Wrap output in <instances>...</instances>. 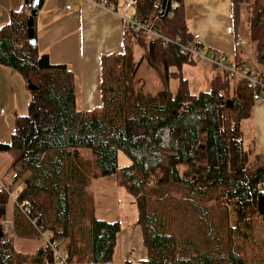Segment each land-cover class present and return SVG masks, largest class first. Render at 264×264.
<instances>
[{
    "label": "trees",
    "instance_id": "obj_1",
    "mask_svg": "<svg viewBox=\"0 0 264 264\" xmlns=\"http://www.w3.org/2000/svg\"><path fill=\"white\" fill-rule=\"evenodd\" d=\"M33 3L25 0L26 10L0 29V66L17 72L32 96L27 115L15 117L10 143H0V153L13 156L15 180L30 173L8 239L2 234L9 193L0 190V264H58L50 244L34 255L15 251L16 237L41 234L59 243L66 264H113L121 226L96 217L90 191L93 180L105 179L125 187L138 206L143 264H264V224L255 219L264 222V154L251 159L241 129L254 106L247 82L225 73L210 91L195 94L183 69L200 60L126 27L123 50L101 57L100 105L80 109L73 72L31 44ZM231 4L235 41L246 19L256 61L264 65V0ZM157 14L163 35L194 41L184 0H136L138 19ZM143 63L159 75L162 91H145L138 77ZM119 152L130 165L119 167Z\"/></svg>",
    "mask_w": 264,
    "mask_h": 264
},
{
    "label": "crops",
    "instance_id": "obj_2",
    "mask_svg": "<svg viewBox=\"0 0 264 264\" xmlns=\"http://www.w3.org/2000/svg\"><path fill=\"white\" fill-rule=\"evenodd\" d=\"M124 3L46 0L43 11L39 10L38 25L40 20H50L40 24L43 30L37 37L38 48L49 55L53 64L66 65L73 72L80 109L91 110L100 105L101 57L124 48L126 27L119 17ZM184 7L195 42L232 60L237 54L244 60L248 58L245 50L239 48L243 43L235 41L231 0H184ZM25 10V0H0V29L9 24L13 13ZM257 75L264 77V73ZM31 98L25 80L14 70L0 66V143H10L15 117L27 115ZM254 103L262 104L264 99ZM257 110L263 111L264 105L257 106ZM13 161L11 154L0 153V190L9 191L21 179L15 180ZM113 264L124 263L114 254Z\"/></svg>",
    "mask_w": 264,
    "mask_h": 264
},
{
    "label": "rangeland",
    "instance_id": "obj_3",
    "mask_svg": "<svg viewBox=\"0 0 264 264\" xmlns=\"http://www.w3.org/2000/svg\"><path fill=\"white\" fill-rule=\"evenodd\" d=\"M128 0H121L126 2ZM43 10L41 9L40 12ZM130 14H135V7L130 8ZM42 19V18H40ZM39 15L37 16V37L42 34L43 27L41 25L46 24L49 20H40L38 25ZM41 24V25H40ZM46 26H50L47 24ZM246 26V19L243 20V24L240 27V41L243 43L239 48L245 50L247 57L244 58L239 55V59H235L238 64H248L255 75L264 73V65L259 64L256 61V42L250 38L248 30H244ZM42 54H45L41 52ZM245 61V62H244ZM183 74L190 82V89L193 93L210 91L213 82L216 77H225V73L220 70L208 68L204 63L197 61L194 66L187 65L183 69ZM138 77L145 84V91L147 93L156 94L164 89V83L160 79L155 70L149 68L146 63L140 67ZM236 79L235 81H237ZM179 86L177 79L170 81L171 90L176 93ZM264 105L255 104L249 117L244 119L241 123V129L243 133L244 146L249 151L251 159L257 154H264V110L258 111L257 106ZM235 106V104H231ZM131 161L123 152H119L118 165L119 167H126L130 165ZM30 173H26L21 179L12 185L9 193V201L7 204V221L4 223L3 238L8 239L14 233L13 219L15 215V201L24 188V181ZM90 191L94 196L95 215L98 219L119 222L121 231L117 239V247L115 255L124 264H143L147 259V249L144 243L143 231L139 225V209L137 204L134 203L133 197L129 194L125 187L120 186L113 179L110 180H93ZM100 216V218H99ZM11 221V222H9ZM12 224L10 228V224ZM260 224V223H259ZM264 224V222L262 223ZM261 226V225H260ZM27 226L25 225L26 229ZM260 228V227H259ZM262 229H258V233H261ZM47 234H41L36 240H28L22 237H16L14 239V248L18 253L27 255H34L37 250L46 244Z\"/></svg>",
    "mask_w": 264,
    "mask_h": 264
},
{
    "label": "built area",
    "instance_id": "obj_4",
    "mask_svg": "<svg viewBox=\"0 0 264 264\" xmlns=\"http://www.w3.org/2000/svg\"><path fill=\"white\" fill-rule=\"evenodd\" d=\"M101 4L105 5V3ZM135 4L136 0H128L121 8V14L119 17L122 19L125 27L137 33L147 34L151 39L161 40L163 47L177 45L180 48L182 54L192 55L194 58L204 63V65H206L208 68L223 71L232 79L246 81L253 93L254 102H260L264 99V78L260 77L259 75H255L250 67H241L234 60L230 59L228 55L210 51L204 46L199 47L195 41L183 43L178 38L174 39L163 35L158 29H156L155 24L160 18L159 14L164 13V8H161V5L158 4L157 6L161 8H159L160 13L157 14L153 21L144 22L138 19L135 14H130V8L132 6L135 7ZM29 9L33 10L32 4L29 5ZM68 9H71V7L69 6ZM255 219L259 223H263V220L259 216H255ZM9 224L11 228L12 224ZM3 233H6V231L4 230ZM46 244H50L55 250L58 264H66L65 259L58 250L59 243H57L55 246L52 245L50 243V237L47 236Z\"/></svg>",
    "mask_w": 264,
    "mask_h": 264
},
{
    "label": "water",
    "instance_id": "obj_5",
    "mask_svg": "<svg viewBox=\"0 0 264 264\" xmlns=\"http://www.w3.org/2000/svg\"><path fill=\"white\" fill-rule=\"evenodd\" d=\"M39 7H40V0H34V3H33V11H32V15L34 17H37L38 16V13H39ZM31 44L33 46L37 45V40H32L31 41ZM36 88L35 87H32L30 88V90H35ZM4 236V233L2 234ZM2 236V237H3Z\"/></svg>",
    "mask_w": 264,
    "mask_h": 264
}]
</instances>
